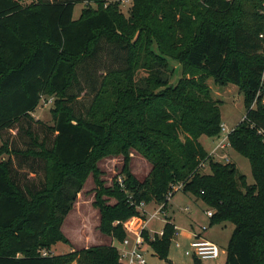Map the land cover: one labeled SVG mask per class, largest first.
Instances as JSON below:
<instances>
[{
  "label": "trees",
  "instance_id": "trees-1",
  "mask_svg": "<svg viewBox=\"0 0 264 264\" xmlns=\"http://www.w3.org/2000/svg\"><path fill=\"white\" fill-rule=\"evenodd\" d=\"M120 4L0 0V264H121L112 243L52 253L58 242L69 244L61 227L89 175L98 229L113 241L126 237L123 222L144 217L140 203L165 204L181 184L212 211L210 225H233L225 264H264V0H131L127 16ZM103 47L116 64L77 115L70 93ZM171 60L181 67L175 84L167 75ZM84 73L88 79L94 72ZM210 78L243 94L246 114L227 141L248 159L253 184L199 141L221 131ZM42 98L52 99L51 126L32 116ZM13 129L23 135L22 147L2 139ZM132 150L151 166L143 180L130 170ZM118 155L121 170L105 187L97 161ZM162 231L143 237L171 264L169 218Z\"/></svg>",
  "mask_w": 264,
  "mask_h": 264
},
{
  "label": "rangeland",
  "instance_id": "rangeland-1",
  "mask_svg": "<svg viewBox=\"0 0 264 264\" xmlns=\"http://www.w3.org/2000/svg\"><path fill=\"white\" fill-rule=\"evenodd\" d=\"M38 0H20L23 5L35 3ZM120 1V10L127 16L128 9L131 5V0H108V2ZM87 5L84 3H77L74 7L73 18L77 19L80 16L82 9ZM94 7V4H91ZM100 51L94 60L89 64L83 65L79 74V84L76 85L70 94L76 96V101L73 103L77 115L85 114L87 107L94 95V90L98 88L100 80L104 71L111 65H115V60L109 56L106 49ZM156 50V46L153 45ZM171 69L173 72L167 71L169 81L175 84L181 76V67L175 61H170ZM90 67L93 70V75L87 79L84 73L85 69ZM210 87L211 97L215 101H219L221 113V127H224L226 133L219 132L217 136L205 137L202 136L204 149L210 153L211 150L221 141L225 140V149L218 152L214 159L219 162L234 163L238 171L245 175L247 183L253 184L254 180L251 175L250 163L247 158L243 157L235 150H233L227 141V134L244 118L246 114L245 106L243 103V94L238 90V87L233 84L226 86L217 85L212 78L207 80ZM93 89V91H92ZM264 102V97H263ZM52 102L44 98L41 99L39 106L34 112V118L40 120L44 126H51L50 108ZM44 127L38 126L37 130L40 133ZM8 138L12 144L22 147L23 135L13 129L10 132L3 134L2 139ZM1 146V140H0ZM225 154L227 159H222L220 156ZM6 158V155H0V158ZM123 164V157L118 156H105L97 161V168L101 172L100 179L103 181L105 187H110L112 179L117 176ZM151 169L150 164L141 157L137 152L132 150L130 152V170L137 179L143 180ZM209 172V169H206ZM97 187L93 182V176L89 175L85 180L81 190L76 195V200L72 209L66 215L61 230L63 235L67 238L69 244L58 242L52 248V253L64 254L70 252L72 249H81L93 245H108L113 244L119 248V244L113 241L111 237L102 234L99 227V213L93 207L94 195ZM113 199H108V203L113 204ZM158 208L157 204L150 203L145 206L143 210L144 217L149 218L150 214ZM207 208L200 201L195 199L189 194L178 191L170 198L164 212H160L155 218L151 219L148 223V230L151 232H159L166 219L175 225L177 236H173L170 241L168 259L171 264H194V257L185 255V251L189 250V243L193 240L195 233L201 230L202 226H206L207 230L204 232L207 239L217 244L220 248V255L214 260H200L201 264H225L226 261V248L230 240L233 225L231 223H222L210 225V221L206 216ZM112 241V242H111ZM178 243V247L176 246ZM144 253L149 262L153 264H163L156 257L153 256L152 250L144 247ZM148 264H152L149 263Z\"/></svg>",
  "mask_w": 264,
  "mask_h": 264
},
{
  "label": "built area",
  "instance_id": "built-area-1",
  "mask_svg": "<svg viewBox=\"0 0 264 264\" xmlns=\"http://www.w3.org/2000/svg\"><path fill=\"white\" fill-rule=\"evenodd\" d=\"M262 37V35H261ZM261 82H264V72L261 76ZM49 102H52V99H48ZM253 107V106H252ZM221 132L226 133L224 127H221ZM263 136L264 142V133L259 132ZM226 143L225 140H221L209 153L213 159L219 155L218 152L225 149ZM222 159H227L226 155L220 156ZM206 164H200L199 167L204 169L206 168ZM121 183V178L118 179ZM182 185H176L172 188L170 192L166 195V202L170 200V198L174 195V193L180 191ZM167 203L166 206H167ZM164 203H161L156 210L152 214H150L149 218L146 219L145 217H132L125 222L122 223L123 228L125 229L127 235L126 237L119 242V256H120V263L121 264H147L146 256L144 253V247L147 248V244L145 243L143 232L148 228V222L155 218L160 212H164L166 208ZM146 205L140 203L138 205V210L143 213V210ZM207 217L212 216V211H206ZM206 226L202 227V230H205ZM153 234H157L161 236L163 234L162 229L159 232L150 234V238L152 239ZM174 236H177V231L175 229ZM176 246L178 247V243L176 242ZM42 255H46V252H42ZM185 255L192 256L199 260H214L217 259L220 255V248L214 242L207 240L206 238L202 237L200 234L195 233L193 236V240L189 243V250L185 251Z\"/></svg>",
  "mask_w": 264,
  "mask_h": 264
},
{
  "label": "crops",
  "instance_id": "crops-1",
  "mask_svg": "<svg viewBox=\"0 0 264 264\" xmlns=\"http://www.w3.org/2000/svg\"><path fill=\"white\" fill-rule=\"evenodd\" d=\"M34 113H32V116L34 117ZM202 138L200 137V139H199V141L201 142V144L203 145V147H205V145L203 144V140H201ZM212 151V150H211ZM223 155V154H222ZM225 155V154H224ZM6 158H4V157H1L0 158V160H5ZM207 216V215H206ZM208 219H210L209 217H207ZM171 223H172V221H170ZM149 223V222H148ZM173 224V223H172ZM174 225V224H173ZM175 226V225H174ZM203 227V226H202ZM202 227H201V230H199V232H197V234H200L202 237H204V238H206L207 239V237H206V235H204V232L207 230V227H206V229L205 230H202ZM147 231L149 232V234H152V233H156V232H151L150 230H148V228H147ZM207 240H209V239H207ZM112 242V241H111ZM154 256V255H153ZM154 257H156V256H154ZM157 258V257H156ZM158 259V258H157ZM146 260H147V258H146ZM159 260V259H158ZM160 261V260H159ZM148 260H147V264H148ZM161 263H162V261H160ZM149 263H152V262H149ZM153 264V263H152Z\"/></svg>",
  "mask_w": 264,
  "mask_h": 264
}]
</instances>
